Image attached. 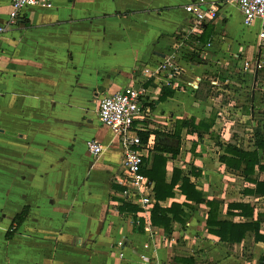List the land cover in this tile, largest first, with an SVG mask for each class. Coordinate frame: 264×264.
Instances as JSON below:
<instances>
[{"label": "crops", "instance_id": "1", "mask_svg": "<svg viewBox=\"0 0 264 264\" xmlns=\"http://www.w3.org/2000/svg\"><path fill=\"white\" fill-rule=\"evenodd\" d=\"M49 1L50 8H26L6 26L11 0H0V27H7L0 33V264H144L141 254L162 264H260L264 241L248 231L240 243L221 242L210 232L218 228L206 223L205 203L188 201L179 190L189 179L204 202L218 201L216 221L255 223L264 238V196L253 194L254 182L219 161L233 128L222 141L211 105L216 93L204 85L199 88L205 98L194 92L204 66L222 61L223 52L244 56L240 72L246 78L255 81L264 72L242 71L244 62L256 59L257 24L245 27L229 0ZM199 1L203 8L215 3L218 16L203 28L201 36L206 28L210 34L196 49L201 58L180 59L182 71L167 84L155 70L189 28L184 7ZM244 29L253 36H244ZM130 88L143 93V117L132 127V135L147 134L143 172L163 157V186L175 182L172 195L157 200L155 181L145 175L153 206L179 205L186 216L181 223L168 213L167 232L162 224L151 225L153 206L142 212L138 203H127L137 212L119 211L122 148L99 122L97 108L98 97ZM162 89L174 93L160 101ZM191 118L195 126L213 124L207 132L178 128L177 122ZM90 140L104 147L99 157L87 151ZM207 146L216 153L208 155ZM259 156L264 164V152ZM256 178L264 182L257 167L249 179ZM235 204L251 206L252 216L231 209ZM24 210L17 224L13 219Z\"/></svg>", "mask_w": 264, "mask_h": 264}, {"label": "built area", "instance_id": "2", "mask_svg": "<svg viewBox=\"0 0 264 264\" xmlns=\"http://www.w3.org/2000/svg\"><path fill=\"white\" fill-rule=\"evenodd\" d=\"M229 1L237 6L245 27H252L255 24L258 26L256 59L253 62H244L242 71L254 74L264 70V0ZM37 5H44L46 8L52 6L49 0H11L6 26L14 25L24 9ZM203 5V1H199L197 4L192 3L184 7L188 15L189 28L182 37V41L179 42L176 52L155 70L156 73L166 76L169 80L167 84H171L170 80L182 71L179 64L180 59L187 60L190 54L197 51L204 26L218 16L219 8L215 3L204 8ZM6 26L0 27V33L7 30ZM185 41H190V45L185 44ZM206 46L209 44L207 43ZM198 57L201 58V55ZM146 74H148L147 71ZM142 97V91L136 88L102 95L98 97L97 112L99 122L112 131L122 148V172L119 179V184L123 188L121 199L123 203H138L140 211L146 212L154 204L152 183L143 174L146 147L137 134L132 135L134 121L143 117ZM86 149L93 157H99L104 152V147L93 140L87 141ZM147 232L150 233V230L147 229ZM116 246L122 249L123 243L118 241ZM143 249L147 251L149 245L144 244ZM119 256L123 257V253L121 252ZM140 261L144 264H162L157 260H151L146 254L140 255Z\"/></svg>", "mask_w": 264, "mask_h": 264}, {"label": "trees", "instance_id": "3", "mask_svg": "<svg viewBox=\"0 0 264 264\" xmlns=\"http://www.w3.org/2000/svg\"><path fill=\"white\" fill-rule=\"evenodd\" d=\"M209 34L210 33L207 32V28H206L203 35L199 38L200 43L205 44L209 37ZM185 42L186 44H188L187 41ZM197 52L198 51H196V53ZM196 53L190 54L187 60H193V57L194 56L196 57L198 55ZM201 86L202 85L199 84L198 89L194 91L195 96L198 99L205 98L202 96V92L200 91L201 89L199 87ZM173 93H174L173 90L165 92V89H162V92L160 93L158 100L162 101L166 97L172 96ZM260 103L264 108V91L261 94ZM206 123L207 121H200L199 125L195 126L194 119L192 118L188 121L177 122L178 128L187 127V129H189V131L191 132L192 131L195 132L196 130L199 131L203 130L207 132L208 129L211 128L213 121L211 120L210 123L207 124ZM139 137L141 138L142 142L146 143L147 134L140 133ZM242 138H243V134H237L235 131H233L230 141L226 143V147L224 149L225 154L219 157V161L227 168L240 171L245 179H247L250 182H254L255 189L253 191V194H256L258 196H264V182H259L257 178L249 179L251 175H254V170L256 167L259 173L264 172V164H262L261 157L259 156L260 151L264 152V135L261 133L260 128L256 127L255 131L253 132L252 141H249L251 142V148L249 149L240 146V142ZM164 165H165V158L156 157V160H154L153 162L152 168L150 170L143 172V174L148 176L150 180L155 181V188H154L155 199L157 200H163L164 198H166V196H171L172 189L174 188L173 186L175 185L174 184L175 182H173L172 185L169 187L163 186ZM179 190L185 196L186 200L193 201L195 203H205V205L209 208V211L207 212L206 223L208 226L218 228V230L210 231V232L217 235L221 242H227L231 244L240 243L248 231L254 233L255 241L258 240L264 241V238L257 235L258 226L255 223L235 224L225 221L223 222L216 221V216L219 206L218 201L216 199H213L212 201L204 202L201 199L200 192L195 189V187L190 183L189 179L184 178L181 181ZM230 207L231 209H239L240 210L239 214L242 216H250V217L252 216L253 209L251 206L247 204H235ZM137 210H138L137 207L127 205V203H122V205L119 208V211L121 212L125 211L127 213L129 212L133 214L137 212ZM168 213H172V220L184 223V217L186 216L181 210V207L179 205L172 204L169 209H163L160 208L158 205H155L153 206L151 212V225L153 227H156L162 224V226H164L163 227L164 231L167 232L169 223L171 221L170 219L167 218ZM24 216H25V210L22 211L19 215L15 216L13 221L16 222L17 224H20ZM179 216H181V218ZM177 261L184 264H191V260L189 259L188 260L178 259ZM261 261H262L261 263H264V258H262Z\"/></svg>", "mask_w": 264, "mask_h": 264}, {"label": "rangeland", "instance_id": "4", "mask_svg": "<svg viewBox=\"0 0 264 264\" xmlns=\"http://www.w3.org/2000/svg\"><path fill=\"white\" fill-rule=\"evenodd\" d=\"M243 31L244 36H253L250 30L244 29ZM250 42L252 43L253 40ZM234 49L237 50L233 51L240 50L237 47ZM230 53V51L228 53L223 52L221 54L224 57L222 61L217 60L212 65L204 66V72L199 76L196 83L198 84L200 81V85L211 87L216 93L211 105H214L212 110L217 111V135L224 141L231 127L237 134H243L242 143L245 148L252 140L256 127L260 128L264 135V108L260 103L261 94L264 91V72H261L255 81L246 78L240 72L244 56L241 54L238 58H234L232 56L234 52ZM182 55L185 56L183 53ZM196 83H191L190 86L194 87ZM212 143L214 144L213 140ZM210 149L208 146L205 147L208 155H214L217 151L213 150L210 153ZM212 158L216 159L217 157L212 156Z\"/></svg>", "mask_w": 264, "mask_h": 264}]
</instances>
